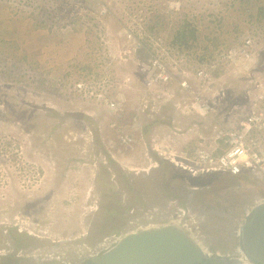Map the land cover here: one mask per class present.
I'll return each mask as SVG.
<instances>
[{"label": "rangeland", "instance_id": "rangeland-1", "mask_svg": "<svg viewBox=\"0 0 264 264\" xmlns=\"http://www.w3.org/2000/svg\"><path fill=\"white\" fill-rule=\"evenodd\" d=\"M262 5L0 0V264H83L171 219L207 253L241 258L240 227L264 183L181 166L195 168L215 126L264 111ZM204 87L213 112L193 95Z\"/></svg>", "mask_w": 264, "mask_h": 264}, {"label": "water", "instance_id": "water-1", "mask_svg": "<svg viewBox=\"0 0 264 264\" xmlns=\"http://www.w3.org/2000/svg\"><path fill=\"white\" fill-rule=\"evenodd\" d=\"M239 246L255 264H264V201L258 203L240 227ZM208 253L192 235L174 223L128 233L108 251L83 264H197ZM217 264H223L222 258Z\"/></svg>", "mask_w": 264, "mask_h": 264}, {"label": "built area", "instance_id": "built-area-1", "mask_svg": "<svg viewBox=\"0 0 264 264\" xmlns=\"http://www.w3.org/2000/svg\"><path fill=\"white\" fill-rule=\"evenodd\" d=\"M250 42L251 40H247V43ZM186 75L188 74L185 72V76ZM193 75L195 78H199L203 81L207 80V82H205L206 85L213 82L207 68L198 67L194 70ZM159 78L162 79V83L169 80L168 72L163 66H161ZM182 84L185 89L191 88V85H189L186 80L183 81ZM205 84H202V86ZM207 89V87H204V91H201L198 95L197 93L193 94L195 99L198 100V105L203 107L202 110L204 113L213 112L215 107H212V105H216L215 99L210 102L204 97L206 93H210L209 91H205ZM221 91H223L222 85L214 93H216V95H221ZM261 98L263 97L261 96ZM243 119L244 120L240 121L236 129H221L215 126L213 141L209 144H205L202 141L196 151V155L193 159L195 168L190 165H182L181 167L186 170L188 169L192 175L198 173H222L232 176L250 174L259 178L261 183H264V111L254 110ZM252 135H254V137L249 140V137H252ZM201 138L203 139L205 137L201 135ZM172 160L176 165L179 164L174 158ZM262 201H264V197L256 200L257 203ZM182 212L185 213L184 210ZM170 221L193 236L191 230L186 225L176 223L172 219ZM161 225L162 224L151 226L156 227ZM117 242L118 241L104 250V252L113 248ZM199 244L207 251L204 245L201 243ZM99 253L102 252H96V254ZM91 256H93V254L89 255V257Z\"/></svg>", "mask_w": 264, "mask_h": 264}, {"label": "flooded vegetation", "instance_id": "flooded-vegetation-1", "mask_svg": "<svg viewBox=\"0 0 264 264\" xmlns=\"http://www.w3.org/2000/svg\"><path fill=\"white\" fill-rule=\"evenodd\" d=\"M204 185H205V187L211 186L210 183H208L207 185L206 184H204ZM213 201H214L213 203H215L216 205L218 204L220 206V205H225L227 203V201H229V199L227 197L221 198V195L215 194L213 197ZM213 203L210 204L211 208L214 207ZM211 251H213V250H211ZM211 251H208V257L206 259L200 261L197 264H217L218 260L221 259L223 255H226V254H220V252H217V255H214V253Z\"/></svg>", "mask_w": 264, "mask_h": 264}, {"label": "bare ground", "instance_id": "bare-ground-1", "mask_svg": "<svg viewBox=\"0 0 264 264\" xmlns=\"http://www.w3.org/2000/svg\"><path fill=\"white\" fill-rule=\"evenodd\" d=\"M223 195V194H222ZM239 252L241 254V258H235L232 256H228V255H223L222 256V263L223 264H255L252 259H249L244 252L242 251V249H239Z\"/></svg>", "mask_w": 264, "mask_h": 264}, {"label": "trees", "instance_id": "trees-1", "mask_svg": "<svg viewBox=\"0 0 264 264\" xmlns=\"http://www.w3.org/2000/svg\"><path fill=\"white\" fill-rule=\"evenodd\" d=\"M259 12L262 13V14H264V7H263V5H262V6H259ZM182 30H183V26H182V28H180V29L177 31V33H176V35H175L174 40H175L176 42H177V41H181V40H183L182 38L184 37V34H182ZM193 30H194V29H192L190 32L192 33ZM192 35H193V34H192ZM191 179H192V178H191Z\"/></svg>", "mask_w": 264, "mask_h": 264}]
</instances>
